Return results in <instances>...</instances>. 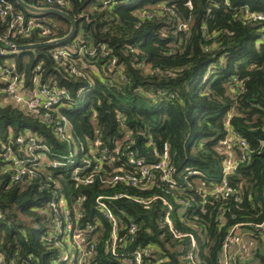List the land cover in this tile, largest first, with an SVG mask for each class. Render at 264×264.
Instances as JSON below:
<instances>
[{"label": "trees", "instance_id": "1", "mask_svg": "<svg viewBox=\"0 0 264 264\" xmlns=\"http://www.w3.org/2000/svg\"><path fill=\"white\" fill-rule=\"evenodd\" d=\"M7 1L15 12L32 17L14 0ZM24 1L81 19L75 38L58 46L82 48L83 54H73L70 61L81 75L52 58L55 47L9 54L5 59H12L11 69L27 81L40 66L43 81L69 91L72 100L60 113L70 123L71 145L84 142L88 150L98 131L106 157L114 160L113 168L105 162L101 179L92 185H78L69 173H53L50 184L41 173L14 182L2 144L29 132L50 149V159L66 154L68 144L54 135V126L43 115L6 102V86L0 80V261L54 264L59 251L43 236L51 225L47 203L60 189L71 210L84 198L82 228L100 225L95 264H118L105 251L110 226L96 212L97 197L108 199L122 227L137 226L128 249H155L156 258L166 260L162 264H189V239H175L162 224L164 205L158 201L145 207L135 201L153 196L173 205L175 227L195 237L201 264H220L230 227L264 219V21L249 18L264 16V0H66V8L46 0ZM37 19L51 27L49 37L34 33L10 41L27 46L63 38L70 31V23L56 16ZM9 22L0 18V38L7 36ZM140 135L149 164L156 161L154 151L169 148L171 178L177 185L146 189L108 183L114 168L131 169L127 147ZM229 135L246 142L247 160L227 177L230 196L214 197L210 191L203 196L199 191L221 182L226 156L219 146ZM190 170L204 175H189ZM180 210H184L182 219ZM249 264H264V243Z\"/></svg>", "mask_w": 264, "mask_h": 264}, {"label": "built area", "instance_id": "2", "mask_svg": "<svg viewBox=\"0 0 264 264\" xmlns=\"http://www.w3.org/2000/svg\"><path fill=\"white\" fill-rule=\"evenodd\" d=\"M50 5L60 8L69 7L66 0H46ZM188 7L192 8L191 3ZM264 21L262 15H251L249 18ZM0 18H9L8 33L6 37L0 38V80L5 84V101L14 103L34 115H43L44 120L53 125L54 135L61 141L68 144V152L64 155H57L50 159V149L42 144L40 140L29 132L16 140H9L1 145V150L7 161L11 162L13 169V181L19 182L25 179H33L39 173L45 175V180L54 181L53 173H69L78 185H92L100 177L105 162L113 168V160H108L106 150L103 149V142L99 138V132H95L93 141L88 143V150L84 142L71 145L72 135L69 121L60 113L61 107L72 100V96L65 88H61L53 82L43 81L41 67L38 66L31 81H27L25 75L11 69L12 59H5L9 54H18L14 51L16 44L10 41L17 37H29L37 34L40 38H47L51 35V27L38 20L37 17L26 18L23 14L15 12L11 3L7 0H0ZM79 40V39H78ZM83 54L82 48L77 51L75 47H55L52 50V58L59 64L71 65L73 54ZM71 72L81 75L76 68L70 66ZM80 98L81 93H78ZM229 124V121L226 123ZM239 148L235 149V142ZM136 144L129 141L127 163L130 170L124 167L114 168L110 172L108 183H123L124 185L148 188L162 187L168 184L171 187L177 185L171 178L173 164L169 155V148L165 146L162 153L154 151L156 161L147 163L144 157H138L131 149ZM15 147L17 150H15ZM220 151L226 156L222 171L220 184L211 183L207 189L199 191L203 196H208V191L214 197L221 195L223 198L232 193L227 177L237 170L239 165L247 160L248 147L246 142L237 140L232 135L220 142ZM133 150V149H132ZM120 145L116 148L119 155ZM189 175L204 174L190 170ZM159 176L157 177V175ZM101 179V177H100ZM104 181V180H103ZM45 184L40 183L43 189ZM56 189L57 186H55ZM51 199L47 203V210L50 215L51 225L43 239L48 245L59 251V257L54 264H95L96 243L99 241L101 233L100 225L96 227L87 226L82 228L81 223L84 218L80 204L84 198L79 199L74 209L71 210L67 199L61 194L60 189L54 190ZM129 198L127 195H119L118 198ZM264 200V191H263ZM137 203L149 207L155 202H161L166 210L161 219L163 225L169 228L170 233L177 240L189 239L190 250L187 252L186 260L189 264H201L196 252L197 242L194 236L184 234L175 227L172 212L173 205L161 196H153L148 200H135ZM192 201H194L192 199ZM188 206V204H187ZM96 212L102 220L108 222L110 233L105 241L106 253L118 264H162L166 260L156 258L155 249H128L135 241L137 226L133 223L122 227V223L111 210L108 199L97 197ZM184 210L178 213L182 219ZM220 224L223 225V216L220 217ZM99 227V229H97ZM264 243V219L260 223H243L230 227L228 234L222 245L220 264H249L255 251ZM75 246L76 251L73 256L69 254V247ZM0 264H4L0 261Z\"/></svg>", "mask_w": 264, "mask_h": 264}, {"label": "water", "instance_id": "3", "mask_svg": "<svg viewBox=\"0 0 264 264\" xmlns=\"http://www.w3.org/2000/svg\"><path fill=\"white\" fill-rule=\"evenodd\" d=\"M16 5L22 8L29 16L32 17H43V16H56L68 23H70V31L69 33L59 39H52L43 43L27 45V46H18L14 49L16 53H21L24 51H36L41 48H48V47H58L64 44L69 43L71 40L75 38L78 32V24L80 23L81 19H74L68 12L54 8V7H45V8H38L33 5L28 4L24 0H14ZM143 136H139L136 144L132 147L137 151L138 157H149V154L142 148L141 143L143 141Z\"/></svg>", "mask_w": 264, "mask_h": 264}, {"label": "rangeland", "instance_id": "4", "mask_svg": "<svg viewBox=\"0 0 264 264\" xmlns=\"http://www.w3.org/2000/svg\"><path fill=\"white\" fill-rule=\"evenodd\" d=\"M85 104H86V102H85V99H84V100L82 101L81 105H82V106H85ZM76 146H78V145H76ZM38 232H41V230L38 229ZM68 251H69V254H70L71 256H73L74 253H75V251H76L75 246H70Z\"/></svg>", "mask_w": 264, "mask_h": 264}]
</instances>
